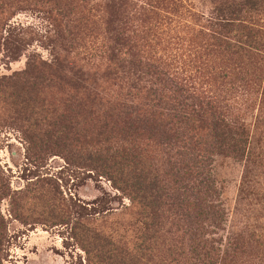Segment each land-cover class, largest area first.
I'll return each mask as SVG.
<instances>
[{
    "label": "rangeland",
    "instance_id": "obj_1",
    "mask_svg": "<svg viewBox=\"0 0 264 264\" xmlns=\"http://www.w3.org/2000/svg\"><path fill=\"white\" fill-rule=\"evenodd\" d=\"M221 1L0 0V81L32 64L51 66L44 70L45 82L26 94L29 104L0 95V178L9 193L0 203L8 232L4 264H88L73 237L83 226L134 250L143 243L151 217L159 226L147 241L152 253L146 264H193L192 206L182 217L177 208L154 213L133 204L98 167L97 147L87 154L81 140L100 131L115 134L125 125V112L134 111L131 107L151 113L155 99H139L148 92H157L170 107L165 96L171 94L165 90L173 86L161 83L156 71H144L146 63L169 64L177 81L208 97L207 83L217 84L213 77L218 76L206 63L216 58L206 57L198 44L205 42L200 33ZM114 70L126 78L124 88L112 78ZM263 92L264 86L258 95L244 94L248 102H229L251 126V144L259 150L249 187L242 192L246 163L222 155H214L211 163L217 204L226 214L219 228L206 226V234L223 251L239 243L238 260L231 264H264ZM142 140L154 170L162 158L166 165L178 160L173 147L165 155V146L147 132ZM51 215L68 224L53 226L47 222Z\"/></svg>",
    "mask_w": 264,
    "mask_h": 264
},
{
    "label": "trees",
    "instance_id": "obj_2",
    "mask_svg": "<svg viewBox=\"0 0 264 264\" xmlns=\"http://www.w3.org/2000/svg\"><path fill=\"white\" fill-rule=\"evenodd\" d=\"M207 23L205 33H200L205 42H200L198 47L204 50L206 57L213 55L216 58L208 60L206 64L218 76L213 77L217 84L207 83L210 86L208 97L204 90L192 91L183 82L177 81V73H171L169 64L161 66L158 63H146L144 71L149 74L151 70L156 71L154 75L161 78V83L165 81L173 86L174 90H165L171 94L165 96V102L170 107L163 104L164 99L157 92H148L145 98L139 99H155L156 104L153 102L154 110L151 113L131 107L134 111L125 112V125L118 132L100 131L94 138L84 135L81 142L87 154L91 153L90 147H97L94 153L99 158L96 163L101 171L111 177L119 190L128 194L133 204L144 207L145 211L157 213L161 208H177L181 216L185 217L186 208L192 206L190 252L193 264H231L234 259L238 260L239 243L230 248L232 252L223 251L208 240L206 234V226L219 228L226 214L222 205L217 204L220 196L211 163L214 155L246 163L242 192L249 187L251 163H257L259 150L251 144V126L238 108L229 102H248L244 94L247 97L258 95L263 89L264 0L218 2ZM121 63L119 59L114 60L118 69ZM58 65L61 66L60 63ZM45 66L41 62L32 64L23 73L3 79L0 81V95L8 94L19 105L29 104L31 98L27 100L26 94L30 95L32 90L45 82L44 70H51V66ZM137 67H142V64ZM112 75L117 80L116 85L124 88L126 78L120 76L117 70ZM262 97L264 103V92ZM259 117L263 119V111ZM146 132L149 138L154 137L165 146V155H170L168 148L173 147L178 160L166 165L162 158V166L154 170L152 163L147 161L149 150L142 140ZM258 135L263 136L262 133ZM30 141L35 143L32 138ZM102 146L104 148L100 152ZM81 161L82 165H88L86 158ZM173 177L176 180L172 186L170 181ZM186 181L190 182V187L185 185ZM2 183L0 178V203L9 196ZM156 219L150 218L143 243L134 250L125 249L86 226L80 232L76 229L73 237L85 251L88 264H146L145 260L152 253L147 241L153 239L151 231L155 233L159 226ZM47 222H52L53 226L68 224L55 215H51ZM7 242V224L0 212V264L5 261ZM245 246L242 245L240 250ZM180 258L186 260L184 252L180 253Z\"/></svg>",
    "mask_w": 264,
    "mask_h": 264
}]
</instances>
